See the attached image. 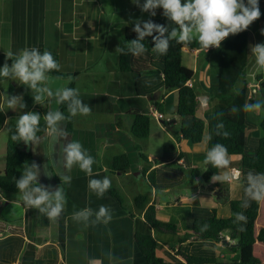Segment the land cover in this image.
I'll return each instance as SVG.
<instances>
[{
    "label": "crops",
    "instance_id": "0c3cea01",
    "mask_svg": "<svg viewBox=\"0 0 264 264\" xmlns=\"http://www.w3.org/2000/svg\"><path fill=\"white\" fill-rule=\"evenodd\" d=\"M107 6L111 7L115 18L119 19L123 27L126 25L125 28L129 27L130 23L134 25L137 19L144 20L143 16H151L147 12H142L131 3V0H0V67L5 63L11 65L13 62L6 55L10 51L19 52L25 48L35 47L41 52H55L58 55L60 72L63 76L50 75L54 83L49 87L54 94L51 97H45L44 106L49 111L59 110L63 113L55 92L59 86H67L73 82L74 88L80 93V99L91 109L87 115L72 116V127L70 131H67L69 135L66 138L57 135V142L51 145L45 139L44 132L41 135L40 145L33 147L22 144V148L31 151L35 163L41 170L38 182L49 191L60 187L64 192L66 204L58 217L50 218L37 208L25 207L18 192L4 194L0 190L3 194L0 195V200L3 199L6 207L15 205L20 210L18 218H15L14 212L0 217V264H146L134 240V233L135 231L149 232V230L143 224L142 214L138 212L133 201V198L141 193L135 192L134 185L130 184L132 179L129 178L135 173L147 176L148 180L165 186L175 182H185L174 177L166 183L154 180V176L150 175H153L155 170L168 168L162 165L165 161H154L151 154H148L150 164H144L134 147L135 141L129 132L132 113L136 111L150 113L153 108L162 113L163 118L159 120L152 116L150 133L152 127L160 130L168 128L167 123L162 122L167 118L168 123L179 125L180 117L176 113V103L168 107L169 114L164 110L168 97L173 98L177 93L176 90L165 88L163 85L161 72L163 55L156 54L152 48H148L149 51L142 57L127 54L128 68L126 70L119 68V51L116 48L120 47L125 28L117 27V33H111L112 20L108 15ZM162 12V9L156 10L157 14ZM205 51L211 52L210 47ZM197 52V48L183 47L182 49V62L184 58L186 63L182 64L193 71V78L188 84L195 90L198 80L195 73L199 69ZM190 58L193 59L192 66H190ZM253 58L252 56L251 59ZM210 63L211 61L201 68L206 73L208 71L206 75L208 83L202 81L205 90L208 89V91L214 74V66ZM262 82H264V75L261 74V79H256L255 83L248 82V86L254 91L255 88H260ZM22 88L23 84L18 81L0 79V103L3 102L5 94L9 96L12 93L13 96H22L21 102L24 104ZM205 90H202L204 97L197 96L199 106L211 108L214 103L210 105L211 101L208 102L210 94ZM30 93L36 94L31 88ZM34 107L36 106L33 105L30 110ZM30 110L25 107L19 108L18 105L16 110L7 109L4 113H0V137L4 136L0 142V171L5 166L7 124L10 119L17 120L20 115ZM263 114L264 111L257 113L259 118ZM247 115L249 117V112ZM57 126L60 130L66 129V120L58 122ZM254 129L250 132L249 138L257 137L256 133L261 135L260 131H254ZM206 130L208 132L207 128ZM204 139L205 132L203 139L194 144L197 151L209 149V140L208 146L200 147L199 144H202ZM71 140H78L94 158L91 175L77 166H73L70 170L63 167L61 146ZM140 145L142 151L148 149L145 147V142ZM121 153H126L130 162V169L125 173L110 169L113 157ZM229 158L231 168L241 166L240 155H229ZM166 161L169 165L173 159ZM175 162L185 166L190 163L181 155L175 157ZM144 165L148 166L146 170ZM168 170L173 176L178 175L173 168ZM247 173L248 171L246 175ZM242 174L246 177L245 173ZM64 175L70 176V183L63 181ZM104 177L111 181V187L102 197H98L89 189L88 182L90 179ZM125 179H127L126 184L133 186L127 194L122 192L119 186ZM242 181L241 179L239 184L235 185V193L228 196V199L242 197ZM172 187L175 185L151 188L150 197L151 202L156 203L157 216L160 213L158 218L165 221L173 220L181 229V233L184 232V224L191 218V214H194L196 207L216 208L219 216L227 217L219 214L217 196L211 199L210 204H200L197 197L202 190H193L190 193L187 189L185 194L175 196L169 190ZM211 188L212 190L205 188L202 192L209 196H211L210 192L214 194L217 190L227 194V189L223 185L211 186ZM160 191L167 199L164 202L156 193ZM126 200L130 203V208L126 207ZM101 206H107L110 209L111 219L107 223L102 219L96 221L95 215L88 221L83 219L77 221L73 218L74 213L82 209L90 208L95 212ZM150 232L154 235L152 231ZM171 237L175 239L174 243L170 240H159L162 243L161 254L172 253L181 247L187 252L193 251L207 255L215 253L226 259H229L227 256H238V251H230L224 246V240L218 242L206 240L193 244H189L186 240L179 244L177 236ZM235 244L234 240L231 246ZM219 248H223L224 251L219 253Z\"/></svg>",
    "mask_w": 264,
    "mask_h": 264
},
{
    "label": "trees",
    "instance_id": "16d2710c",
    "mask_svg": "<svg viewBox=\"0 0 264 264\" xmlns=\"http://www.w3.org/2000/svg\"><path fill=\"white\" fill-rule=\"evenodd\" d=\"M136 36L133 27L126 28L121 38L120 47H125L126 42L135 39ZM251 36V32L246 29L235 35L230 34L221 42L219 48L214 47L210 60L212 63L210 64L214 66V74L209 88L210 98L208 102L213 101V99L215 102L210 108V113L205 112L202 116L197 115L198 95L196 90L188 84L193 78V71L182 64V49L183 47L194 49L196 47L195 38L191 42L172 40L167 53L163 55L161 72L165 88L174 89L177 93L176 113L180 117L178 137L196 144L203 139L207 128L209 136H211L209 148L217 143L223 144L227 147L229 155L241 156V165L245 167V171L264 173V114L258 122L261 135L253 139L249 138L247 130L255 124L249 119L247 112L243 110L246 103H254L264 99V82L261 83L260 88H255L256 90L252 91L244 77L245 67L252 56L249 53V45H252ZM144 42L147 48L154 46L152 37H147ZM51 53L59 62L58 55L55 52ZM12 59L14 60L15 57ZM118 64L122 70L128 68L127 54L119 52ZM50 75L63 76L60 70L53 71ZM256 79H261V74L257 75ZM67 87L74 88L73 82H70ZM22 91L25 97V108L30 110L35 105L36 107L29 112L41 115L40 126L42 130L39 135H42L45 132L43 117L49 110L44 106V101L42 103V101L36 102L34 100L35 94L30 93L28 86L23 85ZM9 96H13V94L11 93ZM67 103H60V107L67 117L66 130L70 131L73 118L68 112ZM234 107L237 109L235 112L232 111ZM151 120L152 115L150 113L136 111L132 113V122L129 127V132L135 141L134 147L144 164H150V161L142 152L140 144L142 139L149 136ZM162 122L166 124L167 120ZM15 123L16 119H10L7 124L5 166L0 171V190L7 193L18 192L15 185L16 179L20 177L29 164L35 163L31 151L22 148L23 142L11 139V135L16 131ZM219 123L224 125V128L219 130L221 134H217L216 126ZM224 131L228 132V136L225 137L222 134ZM144 167L146 170L148 166L144 165ZM204 168L202 171L199 168H193L191 176L195 177L199 172H202V178L208 181L211 176L218 172V169L208 164ZM110 169L118 173L127 172L130 169L127 154L121 153L114 156L110 163ZM243 173L246 175V172L243 171ZM148 184L151 188H166L172 184L178 186L181 181L165 186L148 180ZM213 185L218 187L222 185V182ZM245 186L246 177L243 176L242 197L240 199H228L229 216H219L216 208L196 207L194 214H191V218L184 224L183 233L173 220L165 221L158 218L156 203L151 202L150 191L137 194L133 198L134 205L142 214L143 224L149 232L135 231L134 240L144 256L146 264H264V200L251 201L249 207L243 208ZM237 213H243L246 216V222L237 221ZM157 234L177 236V243L179 244L186 240L189 244L206 240L217 242L224 240V246L228 250L238 251V259L229 260L219 257L215 253L207 255L193 251L187 252L181 247L172 253L159 254L160 241L155 237ZM225 234H228L238 245L231 246V243L225 240Z\"/></svg>",
    "mask_w": 264,
    "mask_h": 264
},
{
    "label": "clouds",
    "instance_id": "9594fccd",
    "mask_svg": "<svg viewBox=\"0 0 264 264\" xmlns=\"http://www.w3.org/2000/svg\"><path fill=\"white\" fill-rule=\"evenodd\" d=\"M142 12H147L151 16L156 15L157 9H162V15L169 21L174 22L178 27H174L170 32L166 25L159 24L149 19L147 21L137 19L133 31L137 34L135 39L127 41L125 47H117L121 54H131L135 57L144 56L149 49L145 45L147 37H152L154 46L152 51L158 55H165L172 40L178 42H191L194 37L198 39L200 45L208 50L209 47L219 48L221 42L230 34L235 35L246 30L253 21L261 15L259 0H131ZM155 33V35H153ZM249 53L254 57L257 69H264V43L249 45ZM7 57L12 59L11 65L5 63L0 67V79H11L26 85L35 91L34 100L44 101L45 97L53 96V91L49 85L54 83L50 73L60 70L59 62L50 51L41 52L39 48H25L19 52H8ZM58 103H67L68 112L75 117L78 114L87 115L91 109L80 99L77 89L61 85L55 92ZM22 96L4 95V100L0 103V113L7 109L16 110L24 108L21 102ZM245 112L259 113L264 111V99L254 103H246L243 106ZM233 112L237 111L234 107ZM45 139L52 145L57 142V135L66 138L69 134L66 129L60 130L58 122L67 120L64 113L59 110L49 111L44 117ZM41 115L39 113L28 112L20 115L15 123V133L11 135L13 141L23 142L25 145L33 147L41 142ZM217 134L224 128L223 123L217 124ZM225 137L228 132L222 133ZM206 140H211V136ZM61 156L63 167L70 170L77 166L86 174H92L94 158L84 149L78 140H71L61 146ZM205 163L218 170L223 169V174H216L213 181L231 182L240 177V171L231 168L228 149L223 144H215L205 153ZM231 168V171L228 170ZM47 174V172L45 173ZM41 175L39 166L35 163L29 164L24 172L16 179L15 185L20 199L27 208H37L47 217H58L65 208L66 199L60 187L54 191L38 182ZM63 181L70 183L68 175L62 177ZM88 187L95 192L98 197L111 187V181L103 179H90ZM0 195H3L0 193ZM245 199L242 207L247 208L251 201L264 200V173L248 172L246 175V186L244 188ZM95 215L96 221L103 220L107 223L111 219L110 209L101 206L98 211L90 208L82 209L74 213L75 220L83 219L88 221ZM237 221L246 222L243 213H237Z\"/></svg>",
    "mask_w": 264,
    "mask_h": 264
},
{
    "label": "rangeland",
    "instance_id": "374dc122",
    "mask_svg": "<svg viewBox=\"0 0 264 264\" xmlns=\"http://www.w3.org/2000/svg\"><path fill=\"white\" fill-rule=\"evenodd\" d=\"M110 8L111 7L107 6L108 15L112 20L111 21V33L114 34L115 32L117 33V27H121V26L123 27V24L120 23L118 18H115V14L111 11ZM259 8H260V12H261L260 17L258 19H256L255 21H253L252 24H250L249 27L247 28L251 32V35H252L251 36L252 45H255L258 43H264V0H259ZM142 15H144V14H142ZM156 15H159V16H154V17L153 16H143L142 19H144V21H145V19L146 20L151 19V20H155L156 23L164 24L168 27L169 32L174 27H178L177 25L174 24V22L167 20L162 15V13L161 14L156 13ZM125 26L126 25H124L123 29L125 28ZM128 26L129 27H126V28L134 27V25H132V23H130ZM124 30H123V32H124ZM121 35H122V33H121ZM195 40H196V47L195 48L198 49L197 55L199 56V60L197 63L199 69L195 73V75L198 79L197 83H196L197 84L196 90H197L198 96L204 97L205 95L202 92V90L203 89L205 90V88L202 84V81H203V83H208V80L206 78L208 71L206 73V71L204 72V70L201 68H203L204 64L207 66L208 65L207 63L210 62L209 61V60H211L210 56L214 52V50H213L214 47H210V49H212V50H211V52L207 53L205 51V49L200 45L198 39L195 38ZM183 55H184V53H183ZM182 63L186 64L184 62V58H183ZM192 64H193V59L190 58V66H192ZM257 74L264 75V69H257V67L255 66L254 58H253L248 63L247 67H245L244 77L248 82L255 83ZM206 90H207V92H209L208 89H206ZM176 98H177V94H175L173 96V98L168 97L165 108H164V110L166 111L167 114H169L168 113V107L171 105H174L176 103ZM214 102H215V99H213V101H211L210 105H212ZM204 112L210 113V106H208L206 108H200V106L197 107V114L198 115H202ZM249 118L252 122H254L255 125H257L259 120H260L257 113H250L249 112ZM167 120H169V119L167 118ZM153 122H154V120H153ZM151 123H152V121L150 122V130H151ZM153 125L155 126V123H153ZM255 125L252 126L248 130V132H249L248 136L250 135V132L254 128H255L254 131L258 130L261 133L260 127L255 126ZM167 127L168 128H164V130H160V129H157L155 127H152V131H151L150 136H149L150 138L147 137L146 139H142V141H141V144H142V142H145V147L148 148V149H144V151H142L146 156L148 154H151V157L154 161H157V162L165 161V163H163L162 165H166L165 167H168L167 169L166 168H160V169L155 170L153 175H152V176H154V180H156L157 182L161 181L163 183L169 182L173 177L175 179L180 178L182 180H185V182L181 183L179 186H175V187H172L171 189H169L172 193H174L175 196L185 194L187 189H189L190 193L193 190L194 191H196V190L205 191V190H203L205 188H209V190L210 189L212 190L211 186L213 187V184L220 182V181H213L212 177L214 175L211 176L208 181H205L202 178V172H199L197 174V177L191 176L192 168H199V169H201V171H202V169H205L204 167L206 165V163H205L206 149H201V150L197 151L195 148L196 145L192 144L189 140L178 137L179 125H177L175 123L170 124L167 122ZM256 136L258 137L259 133H256ZM3 137L4 136L0 137V142H1V139ZM207 137H208V132L205 129V139L202 142V144L201 143L199 144L200 147L201 146H203V147L208 146V140H206ZM257 137H255V138H257ZM179 155L184 156L186 158V160H188V162H190L188 164V166H185L184 164L178 165L175 162V157L179 156ZM169 159H173V163L168 165V164H166V162H167L166 160H169ZM169 168H173L178 173V175L175 174L173 176L172 174H170L169 170H168ZM232 168L240 171L241 175H240V177L234 179L231 182H222V185L224 186V188L227 189V194L223 193L222 191L220 193V191L217 190L216 193H214V194H211V192H210L211 196H209L206 193L201 191L199 194L200 196L197 197V200H200V204H207V203L210 204L211 199L213 197L215 198L217 196V204H219V214L223 215V216L229 215V205L227 202L228 196H232V194L235 193V190H234L235 185L239 184L241 179L243 180V176H244L242 174L243 171L246 172L244 170L245 167L243 165L233 166ZM178 169H180V170H178ZM228 171L230 172L231 168ZM223 173H224V170L221 169V170H219V172L217 174H223ZM129 179H132L130 184L134 185V189H135L136 193H145L148 191H152L151 187L148 184L147 176L145 177L142 174L138 175V174L133 173V175H131ZM126 181H127V179L123 180L122 184L119 185L122 189L121 191L125 192V194H127L129 192V189L133 187V186L130 187V184H126ZM203 187H205V188H203ZM158 192H156V193H157L159 199L162 200V202L166 201L167 199H166L165 195L162 194L163 192L162 191H160V193H158ZM119 193H120V191H119ZM4 194H6V192H4ZM0 202L2 203V205L0 206V217L1 216L5 217L8 215V213L14 212L15 218L16 217L18 218V216L20 215L19 208H16L15 205H11L10 207H6V205L3 203L4 202L3 199L0 200ZM125 202H126V207L130 208V203L127 200ZM159 216H160V213L158 214V217ZM15 223H13V224H15ZM156 237L158 240H164V241L170 240L171 243L175 242V239L169 235L157 234ZM161 245H162V243L160 242L159 247H158L160 254L162 253V246ZM223 251H224L223 248H219L218 252L221 253ZM227 258H229V260L230 259H238V256H236V257L235 256H233V257L227 256Z\"/></svg>",
    "mask_w": 264,
    "mask_h": 264
},
{
    "label": "built area",
    "instance_id": "2783aa9c",
    "mask_svg": "<svg viewBox=\"0 0 264 264\" xmlns=\"http://www.w3.org/2000/svg\"><path fill=\"white\" fill-rule=\"evenodd\" d=\"M150 115L154 116L157 120L163 118L162 113L159 112V111H157V110L154 109V108L151 110ZM224 237H225V240L229 241L230 243H233V242H234V240L231 239L229 235H224Z\"/></svg>",
    "mask_w": 264,
    "mask_h": 264
},
{
    "label": "water",
    "instance_id": "95a60500",
    "mask_svg": "<svg viewBox=\"0 0 264 264\" xmlns=\"http://www.w3.org/2000/svg\"><path fill=\"white\" fill-rule=\"evenodd\" d=\"M171 120H173V119H171ZM235 245H238V244L236 243Z\"/></svg>",
    "mask_w": 264,
    "mask_h": 264
}]
</instances>
